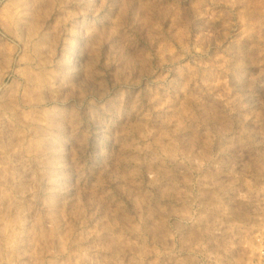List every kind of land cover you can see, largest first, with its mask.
Wrapping results in <instances>:
<instances>
[{"label": "rangeland", "instance_id": "374dc122", "mask_svg": "<svg viewBox=\"0 0 264 264\" xmlns=\"http://www.w3.org/2000/svg\"><path fill=\"white\" fill-rule=\"evenodd\" d=\"M261 3L0 0L14 264H264Z\"/></svg>", "mask_w": 264, "mask_h": 264}, {"label": "clouds", "instance_id": "9594fccd", "mask_svg": "<svg viewBox=\"0 0 264 264\" xmlns=\"http://www.w3.org/2000/svg\"><path fill=\"white\" fill-rule=\"evenodd\" d=\"M169 7L174 8L175 6H169ZM196 7H199V5H196ZM252 7L254 8L259 7L261 11H264V3H261L259 5H253ZM178 18H179V15L177 14V17L175 19H178ZM256 23L257 21L255 20L251 21V26L249 27L248 25H246L245 31L251 32L255 28ZM177 35L181 38V44L183 45V47L188 48V44L185 43L183 39V37L188 35L186 25L178 27ZM260 40L262 42L261 52L264 53V34L261 35ZM217 96L220 97L221 99L226 98V96H221L219 94H217ZM167 103L168 101L165 100L161 104L157 105V107H163V105ZM145 115L147 116L149 115V113H145ZM194 115L195 113L192 111L190 106H182L181 111H179L177 115L173 117V119H176L180 123H183L185 118H191ZM144 126L147 129V131L143 132L142 136H144V138L147 140V138L151 136V134L153 133L154 129L148 128L146 123ZM164 136H170V133L167 131L161 132L160 136L157 137L155 143L159 144L165 151H167V149L170 147V144H165L163 142ZM137 146L139 147V145ZM152 146H153V142L150 140L146 144L143 145V147L145 148H151ZM194 159H196V162L198 164L203 165L204 161L202 159H200L199 157H194ZM4 233H5V237L3 241V247L2 249H0V255H2L3 257L2 264H14L12 250L15 245V231L13 230V225L7 219L5 220Z\"/></svg>", "mask_w": 264, "mask_h": 264}]
</instances>
